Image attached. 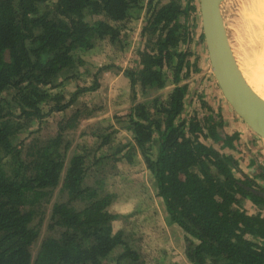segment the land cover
I'll return each instance as SVG.
<instances>
[{
    "label": "trees",
    "instance_id": "1",
    "mask_svg": "<svg viewBox=\"0 0 264 264\" xmlns=\"http://www.w3.org/2000/svg\"><path fill=\"white\" fill-rule=\"evenodd\" d=\"M142 10L141 47L123 71L140 100L134 94L130 107L113 117L119 128L83 131L93 144L68 154L66 132L97 112L78 103L80 96L94 91L97 73L113 65L100 67L91 87L75 86L68 97L63 86L78 77L60 85L58 78L80 70L76 51L121 46L123 31ZM195 11L191 0H0V264H143L114 230L113 196L97 181L109 162L129 164L137 154L168 222L184 235L189 264H264V216L242 209L248 201L264 213V187L240 169L241 157L224 152L235 149L238 134L224 135L221 120L209 113L182 117L189 78L198 71L188 49ZM44 106L48 111L40 113ZM50 115L61 118L53 137L27 145L24 155V143L12 145ZM119 132L128 137L114 144ZM56 190L62 196L50 208V234L40 238Z\"/></svg>",
    "mask_w": 264,
    "mask_h": 264
},
{
    "label": "rangeland",
    "instance_id": "2",
    "mask_svg": "<svg viewBox=\"0 0 264 264\" xmlns=\"http://www.w3.org/2000/svg\"><path fill=\"white\" fill-rule=\"evenodd\" d=\"M191 1L196 7V11L192 13L188 23L189 31H193L190 37L192 40L188 43V49L192 53L190 61H196L198 71L194 73V76L192 74L189 78V93L186 96V107L182 117L187 118L194 111L201 118L209 113L218 121L221 120L220 130L224 135L231 136L237 133L239 137L233 142L235 149L224 148V152H229L235 157H242L239 160L240 169L264 187V177H261L263 175L261 168L264 171L262 151L259 152V149L252 147L248 142L247 144L245 141L239 142L243 134L239 133L236 128H239V125L243 122L236 115L233 119H230L229 116L225 118L227 104L210 71L204 40L199 38L202 29L198 0ZM234 1L228 0V3H225L223 6L226 27L232 32L234 29L240 31V26L246 25L242 34L243 49H251L256 40H258L257 36L264 33V31L259 33L261 31L260 25L254 14L252 15V20H247L244 24L238 25L244 21L243 19L246 7L249 5V0H241L243 5H239L237 8L235 7V10H232L231 6L234 4ZM144 12L145 10L140 11L137 14L138 19L136 23L134 22L135 24L130 25L129 28L123 31L121 46L96 43L91 50L76 51L75 56H80L83 60V64L79 68L80 70L64 72L65 74L58 78V85L62 83L65 77L74 76L79 78L77 84L74 83L78 78L69 79L64 84L62 92L57 91L68 97L73 90L75 91V86L77 88L83 86L91 87L93 84L92 76L94 73H97L100 67L113 65V67L97 73V83L94 91L85 92L80 96L78 103L86 101L90 109H96L97 112H94L88 120L83 121V123L81 122L75 130L66 132L64 135L65 141L70 143L68 154L73 153V151H75L74 153H78L81 148H87L93 144V142L91 143L92 139L90 134L84 136L82 134L83 131L87 132L90 128H119L114 123L113 117L122 115L121 113L130 107V102L134 94L140 100V89L136 87L133 91L130 88L129 81L124 77L123 71L133 63V59L136 60V52L141 47L139 31L145 16ZM261 43L259 45L257 42L261 50L264 51V35L261 37ZM84 71L86 75H83ZM167 89L161 91L165 93ZM54 92L56 91H53L51 94H56ZM201 101L204 102L206 107L203 108L201 106ZM41 111L47 112L48 107L44 106L40 109V113ZM58 116L50 115L41 120V122L32 124L29 129H25V132L15 137L12 145L17 146L24 143L21 149L24 155L27 145H31L36 141L40 145L41 141L53 137L57 129L56 124L61 119ZM62 116L60 115V117ZM64 116H68V114ZM118 125L122 126L121 124ZM247 129L248 133L252 135L253 132L249 128ZM126 137L128 136L124 132L117 133L114 136V144L119 143L122 139L125 143ZM255 137L257 136L255 135ZM125 161L124 159L109 162L106 171L101 173L97 178V181L103 185L105 192L111 194L114 199L109 207V211L117 215V218L113 222L114 230L122 231L127 244L139 252L143 264H189L183 255L184 235L176 225L168 222L162 201L156 196L154 178L142 163L141 156L138 154L135 155L129 164ZM10 164L8 157H6L5 168ZM61 196L62 194L56 190L51 198H48L49 202L45 205L44 214L42 215L43 220L40 229V238L50 234L47 228L50 223V208L57 199H61ZM242 209L249 215L260 213L261 216H264L263 212L259 211L258 208L248 201L243 204ZM40 216L38 219H40ZM35 248L36 246L32 248L33 253ZM120 252L121 250L114 252L112 255L113 259Z\"/></svg>",
    "mask_w": 264,
    "mask_h": 264
},
{
    "label": "water",
    "instance_id": "3",
    "mask_svg": "<svg viewBox=\"0 0 264 264\" xmlns=\"http://www.w3.org/2000/svg\"><path fill=\"white\" fill-rule=\"evenodd\" d=\"M228 0H198L201 29L210 71L233 113L264 141V99L241 73L230 46L223 6Z\"/></svg>",
    "mask_w": 264,
    "mask_h": 264
},
{
    "label": "bare ground",
    "instance_id": "4",
    "mask_svg": "<svg viewBox=\"0 0 264 264\" xmlns=\"http://www.w3.org/2000/svg\"><path fill=\"white\" fill-rule=\"evenodd\" d=\"M239 5H243L241 0H235L234 4L231 6L232 10H235V7L237 8ZM253 14L257 18V21L260 25L261 31H259V33H261L264 31V0H249V5L246 7L245 16L243 19L244 21L238 25L244 24V22H247V20H252ZM245 27L246 25H241L240 31L234 29L232 32L228 29L227 35L230 39V46L238 67L246 82L257 95L264 99V51H262L259 46L262 44L261 37L264 35V33H261L257 36L258 40L255 39L256 42L251 49L247 48L245 50L243 49L244 43H242V34L245 30Z\"/></svg>",
    "mask_w": 264,
    "mask_h": 264
},
{
    "label": "crops",
    "instance_id": "5",
    "mask_svg": "<svg viewBox=\"0 0 264 264\" xmlns=\"http://www.w3.org/2000/svg\"><path fill=\"white\" fill-rule=\"evenodd\" d=\"M226 106V105H225ZM229 116L230 119H233L235 114L233 113V111L230 109V107L227 105L226 107V113H225V118ZM246 125H244L243 123H241L239 125V128H236V130L239 132V133H242L243 136H241V141H245V143L249 145H251L252 147H255L257 149H259V152L262 151V160H264V141H262L261 139H259L258 137H255V135L252 133V135H250V133H248V129L247 127H245ZM247 133V134H246Z\"/></svg>",
    "mask_w": 264,
    "mask_h": 264
},
{
    "label": "flooded vegetation",
    "instance_id": "6",
    "mask_svg": "<svg viewBox=\"0 0 264 264\" xmlns=\"http://www.w3.org/2000/svg\"><path fill=\"white\" fill-rule=\"evenodd\" d=\"M233 149V148H232ZM227 154H230L229 152ZM242 158V157H241Z\"/></svg>",
    "mask_w": 264,
    "mask_h": 264
}]
</instances>
